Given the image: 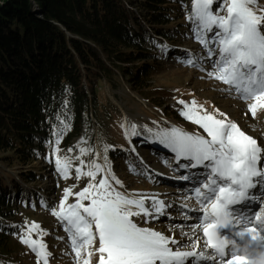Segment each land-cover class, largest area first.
Segmentation results:
<instances>
[{"label":"snow or ice","instance_id":"1","mask_svg":"<svg viewBox=\"0 0 264 264\" xmlns=\"http://www.w3.org/2000/svg\"><path fill=\"white\" fill-rule=\"evenodd\" d=\"M188 19L199 44L207 49V58L217 57L208 77L222 82L226 91L235 92L240 99L251 101L245 115L255 118L264 110V6L259 0H191ZM185 62L197 64L192 58ZM178 103L183 106L180 114L206 135L176 126L160 129L155 135L175 154L180 168L205 169L197 186L189 190L193 195L185 197L194 198L196 206L181 205L184 210L199 212L198 222L188 225V232L174 226L169 235L139 226L133 217L159 219L171 205L158 194L121 191L123 183L111 172L107 157L103 164L91 161L86 172L80 160L76 178L87 176L90 182L78 192L65 188L59 210L51 209L68 234L75 264H93L94 257L95 264H253L258 250L264 254V147L218 108L210 112L195 100ZM122 127L128 135V127ZM131 134H138L134 124ZM54 135L53 152L58 153L62 130ZM79 151L83 155L90 149ZM181 159L188 163L180 164ZM54 166L68 178L69 157L56 155ZM101 172L105 174L96 181ZM179 179L191 181L193 177ZM258 187L259 196L252 191ZM70 196L76 197L74 203H67ZM183 219H189L186 212ZM177 228L181 238H177ZM34 232L47 235L38 223L25 222L19 239L36 254L37 264H49L52 253L42 239L33 238Z\"/></svg>","mask_w":264,"mask_h":264},{"label":"trees","instance_id":"2","mask_svg":"<svg viewBox=\"0 0 264 264\" xmlns=\"http://www.w3.org/2000/svg\"><path fill=\"white\" fill-rule=\"evenodd\" d=\"M190 8L191 0H4L0 150H10L23 164L48 159L54 133L62 130L59 146L66 157L78 164L95 158L97 126L107 109L101 81L116 86L120 72L132 89L149 86L156 62L137 59L158 58L160 37L171 39ZM82 147L90 151L82 155ZM5 174H0V264H18L11 217L17 211L14 194L21 195L23 185ZM35 174L21 176L27 181Z\"/></svg>","mask_w":264,"mask_h":264},{"label":"rangeland","instance_id":"3","mask_svg":"<svg viewBox=\"0 0 264 264\" xmlns=\"http://www.w3.org/2000/svg\"><path fill=\"white\" fill-rule=\"evenodd\" d=\"M259 4L264 6V0H259ZM216 7L217 5L214 4L213 11ZM149 27L145 25L147 36L154 33ZM171 37V39L160 37L158 58L137 59L140 63L156 62L148 79L149 86L142 90L132 89L129 80L120 72L116 86L111 85L108 80L101 81L100 93L107 109L101 111L102 122L97 126L95 158L84 161L87 166H82L83 171L86 172L90 168L91 161L103 164L104 158L107 157L111 172L123 183L121 191L158 194L166 205H171L166 210L167 215H161L155 220L142 216L133 217V220L141 227H150L166 235L171 232L165 228L159 229L163 225L162 220L176 221L185 232H188V225L198 222L195 218L201 215L199 212L182 209L183 204H188L190 208L195 207L196 201L194 198L189 199L190 202L185 201V197L179 196V193L186 196L193 195L189 190L197 186V180L202 178V170L199 169L203 168L193 169V172H196L195 176L201 174L199 177H194L195 183L176 179V174L181 176V173H187L188 169L178 166L175 154L160 143L155 135L160 129L172 126L190 133L198 131L206 135L203 129L180 114L183 106L178 103L179 100L186 102L195 100L210 112L218 108L264 147V110L259 111L255 118H252L250 113L245 115L246 105L251 101L240 99L235 92L226 91L227 86L222 82L208 77L207 72L214 68L212 60L217 57L207 58V49L196 39L193 23L188 18L185 19L175 32L172 31ZM188 58L196 59L197 64H187L185 60ZM133 124L136 125L137 135L131 134ZM122 125L128 127V135L125 134V127ZM148 128L153 129V132H148ZM54 147H56L55 143L52 145L50 158L37 159L24 164L17 162L14 156L11 157L10 150H0V174L5 176L7 175L5 172L10 173L23 185L22 194L18 195L17 192L16 195L14 194V200L17 202L14 208L17 211L11 217L16 223L11 245L16 259L19 260L18 264H37L36 254L23 244L18 236V232L25 231V222L28 224L36 222L41 230L47 232V235L42 237L38 232L32 235L34 239H42L48 251L52 253L49 264H75L68 234L62 222L52 215L51 209L55 207L59 210V201L63 197L65 188H72L73 192H78L90 182V178L82 175L77 179L75 168L80 164L71 159L69 176L67 179L63 178L56 171L54 160L56 155L65 157V154L62 153L60 146V151L54 153ZM106 147L107 151H105ZM261 159L264 161V155ZM179 163L188 162L181 159ZM24 171L35 172L36 177L23 180L21 174ZM104 174L98 173L96 181ZM10 182H8L9 186L14 189V185ZM75 199V196H70L67 203H74ZM258 207L259 205L256 208ZM185 212L189 217L188 220H184L183 217L176 220V216H184ZM145 219H148L147 223ZM200 234L202 235V232ZM176 235L180 238L179 233ZM95 259L94 257L93 264Z\"/></svg>","mask_w":264,"mask_h":264},{"label":"bare ground","instance_id":"4","mask_svg":"<svg viewBox=\"0 0 264 264\" xmlns=\"http://www.w3.org/2000/svg\"><path fill=\"white\" fill-rule=\"evenodd\" d=\"M4 2V0H0V3H3ZM182 176V175H181ZM179 174H176V176H175V178L176 179H179ZM202 177V176H201ZM175 179V180H176ZM180 180V179H179ZM180 195L179 196H181V197H187L186 195H184V194H182V193H179ZM190 195V194H189ZM185 201H188V202H190L189 201V199H185ZM191 202H193L192 200H191ZM177 217V219L176 220H179V218H181V217H183V216H176ZM175 221V220H174ZM162 224L163 225H161L160 227H159V229H161V228H165V230L167 229L168 231H170V229H172L174 226H180V225H178V223H176V221L175 222H173V221H164V220H162ZM176 233H179V228H177L176 229ZM181 238V237H180Z\"/></svg>","mask_w":264,"mask_h":264}]
</instances>
